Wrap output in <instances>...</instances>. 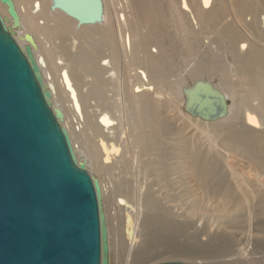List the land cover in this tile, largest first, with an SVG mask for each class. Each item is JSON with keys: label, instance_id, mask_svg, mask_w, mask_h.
<instances>
[{"label": "bare ground", "instance_id": "6f19581e", "mask_svg": "<svg viewBox=\"0 0 264 264\" xmlns=\"http://www.w3.org/2000/svg\"><path fill=\"white\" fill-rule=\"evenodd\" d=\"M102 1L95 25L52 0H13L19 27L0 15L100 183L110 264H264V1ZM198 81L224 117L185 110Z\"/></svg>", "mask_w": 264, "mask_h": 264}, {"label": "water", "instance_id": "95a60500", "mask_svg": "<svg viewBox=\"0 0 264 264\" xmlns=\"http://www.w3.org/2000/svg\"><path fill=\"white\" fill-rule=\"evenodd\" d=\"M0 2L19 27L13 0ZM51 9L78 26L104 17L102 0H52ZM185 95L194 116L227 114L225 96L209 83L198 81ZM51 97L32 48L0 15V264H110L100 183L78 163Z\"/></svg>", "mask_w": 264, "mask_h": 264}, {"label": "rangeland", "instance_id": "374dc122", "mask_svg": "<svg viewBox=\"0 0 264 264\" xmlns=\"http://www.w3.org/2000/svg\"><path fill=\"white\" fill-rule=\"evenodd\" d=\"M198 226V225H197ZM238 235H240L239 233H238ZM242 235H240V237H241ZM200 240L201 241H205L204 240V238H200ZM161 251H163L164 252V249H162ZM160 251V255H158V256H155L154 258H152V259H150V261L148 262V264H159V263H163V262H170V261H177L178 259L175 257V256H173V255H171V254H168V253H162ZM193 258V257H192ZM192 258H190V259H188L189 261H191L192 260ZM164 260H167V261H164ZM168 260H170V261H168ZM187 260V261H188ZM188 261V262H189ZM182 262V261H181ZM196 262H202L201 260L200 261H198V260H196ZM209 263H213V262H209Z\"/></svg>", "mask_w": 264, "mask_h": 264}, {"label": "snow or ice", "instance_id": "6c2138e0", "mask_svg": "<svg viewBox=\"0 0 264 264\" xmlns=\"http://www.w3.org/2000/svg\"><path fill=\"white\" fill-rule=\"evenodd\" d=\"M205 3H206V5H207V0H205Z\"/></svg>", "mask_w": 264, "mask_h": 264}]
</instances>
